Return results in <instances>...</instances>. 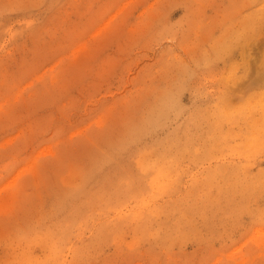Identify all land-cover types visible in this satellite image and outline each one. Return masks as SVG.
Returning a JSON list of instances; mask_svg holds the SVG:
<instances>
[{"label":"rangeland","instance_id":"rangeland-1","mask_svg":"<svg viewBox=\"0 0 264 264\" xmlns=\"http://www.w3.org/2000/svg\"><path fill=\"white\" fill-rule=\"evenodd\" d=\"M0 264H264V0H0Z\"/></svg>","mask_w":264,"mask_h":264}]
</instances>
